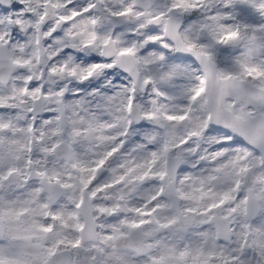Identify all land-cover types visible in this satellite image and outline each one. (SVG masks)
<instances>
[{
	"label": "snow or ice",
	"instance_id": "6c2138e0",
	"mask_svg": "<svg viewBox=\"0 0 264 264\" xmlns=\"http://www.w3.org/2000/svg\"><path fill=\"white\" fill-rule=\"evenodd\" d=\"M0 264H264V0H0Z\"/></svg>",
	"mask_w": 264,
	"mask_h": 264
}]
</instances>
